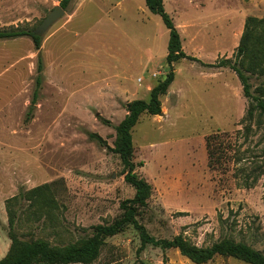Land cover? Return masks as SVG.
<instances>
[{
    "label": "rangeland",
    "instance_id": "rangeland-1",
    "mask_svg": "<svg viewBox=\"0 0 264 264\" xmlns=\"http://www.w3.org/2000/svg\"><path fill=\"white\" fill-rule=\"evenodd\" d=\"M59 1L0 0V29L35 30ZM163 5L183 52L205 64L229 60L239 67L235 53L246 18L264 20V0ZM256 27L263 34L264 26ZM40 37L42 87L35 100L39 51L28 37L0 40V261L10 251V233L20 242L77 246L94 226L120 215V202L133 198L134 189L112 151L114 127L126 104L147 101V88L169 71L168 30L144 0H72ZM172 69L174 80L160 97L164 113L141 115L131 132L133 162L142 164L136 172L151 186L137 220L154 239L180 235L199 248L228 239L264 255V177L244 188V172L210 170L204 145L216 132L243 134L250 101L229 68L183 59ZM249 76L252 94L264 93V75ZM96 112L111 125L100 123ZM248 135L240 147L248 153L240 157L263 155L264 118L254 115ZM139 244L130 225L105 239L88 264H193L177 249L148 245L137 253ZM206 264L248 263L216 256Z\"/></svg>",
    "mask_w": 264,
    "mask_h": 264
},
{
    "label": "trees",
    "instance_id": "trees-1",
    "mask_svg": "<svg viewBox=\"0 0 264 264\" xmlns=\"http://www.w3.org/2000/svg\"><path fill=\"white\" fill-rule=\"evenodd\" d=\"M72 0H60L59 6L67 10ZM147 10L158 15L166 29L169 39L167 43V55L165 61L169 71L162 80L154 85L147 101L133 100L126 104V115L114 127L116 139L112 151L117 154L123 166L124 182L134 189V196L131 199L120 202V215L111 223L96 225L92 229L91 235L86 238L81 245L68 247H52L43 240L31 242H20L14 234L10 233L11 247L8 255L0 261V264H33L41 262L43 264H88L94 261L100 252L105 239L121 233L128 226H132L138 232L139 247L137 253L143 251L146 246L152 245L161 250L177 249L183 257L187 258L193 264H206L216 256L231 257L241 260L248 264H264V255L253 250L243 243H234L228 239H223L210 247L199 248L189 244L182 236L178 235L171 240L154 239L141 225L137 217L147 207V200L151 193V186L141 178L136 168L141 167V163L133 162V144L132 129L138 123L141 115L158 116L162 114L160 97L165 95L169 86L174 80L173 64L180 60L187 59L201 64L205 68H229L232 70L242 89V94L249 99V107L243 121L244 140L239 142L240 136H232L229 133L216 132L205 138V152L207 156V167L212 171L245 173L246 178L241 182L244 188H251L255 185L258 177H264V161L260 162V157H264V135L258 141L262 145L263 155H252L250 158L240 157L241 153H248V146L240 151V147L249 138L252 128L254 115L258 119L264 118V93L254 96L251 92L249 83L250 76L259 74L264 75V40L263 34H259L256 26H264V20H257L253 17L246 18L243 32L236 48L235 56L239 59L241 65L230 63L229 60H220L217 63L205 64L199 59L187 56L182 49L180 34L173 24L170 16L165 12L163 0H144ZM259 27V28H260ZM34 30L24 29H0V40H13L21 37L31 39L35 49L39 51L41 46V37L33 34ZM244 69V70H243ZM258 71V72H257ZM42 62L40 55L37 63V76L34 82L33 100L38 97L39 89L42 84ZM249 74V75H247ZM262 91V90H261ZM260 94V93H259ZM95 118L103 125L110 126V122L102 118L97 112ZM28 118H26V121ZM89 140L97 143L99 146L108 149L105 141L97 134L88 132ZM243 156V154H242ZM256 175L249 180L250 175ZM164 259V263H165Z\"/></svg>",
    "mask_w": 264,
    "mask_h": 264
},
{
    "label": "water",
    "instance_id": "water-1",
    "mask_svg": "<svg viewBox=\"0 0 264 264\" xmlns=\"http://www.w3.org/2000/svg\"><path fill=\"white\" fill-rule=\"evenodd\" d=\"M65 15V10L60 6H55L51 11L48 12L47 16L42 20L39 26L33 31V34L36 36H41L44 34L49 27L55 23L58 19L62 18ZM34 108L35 106H30Z\"/></svg>",
    "mask_w": 264,
    "mask_h": 264
},
{
    "label": "crops",
    "instance_id": "crops-1",
    "mask_svg": "<svg viewBox=\"0 0 264 264\" xmlns=\"http://www.w3.org/2000/svg\"><path fill=\"white\" fill-rule=\"evenodd\" d=\"M70 4H71V3H70ZM65 15H66V11H65ZM65 15H64V16H65ZM21 38H23V37H21ZM17 39H19V38H17ZM13 40H16V39H13ZM7 41H11V40H7ZM40 49H41V46H40ZM40 49H39V55H40ZM155 76H156L155 73H152V74H151V77H152V78L155 77ZM140 80H141V79H139L138 82H140ZM41 87H42V84H41ZM41 87H40L39 91L41 90ZM151 88H152V87H148V88H147L148 93L150 92ZM124 95L126 96L127 94L124 92ZM161 110H162V114H163V113H164V108L162 107V105H161Z\"/></svg>",
    "mask_w": 264,
    "mask_h": 264
}]
</instances>
